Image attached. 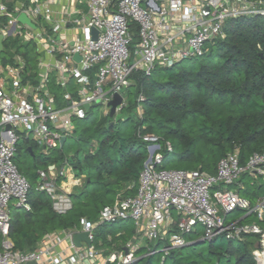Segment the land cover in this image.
I'll use <instances>...</instances> for the list:
<instances>
[{
    "label": "built area",
    "instance_id": "1",
    "mask_svg": "<svg viewBox=\"0 0 264 264\" xmlns=\"http://www.w3.org/2000/svg\"><path fill=\"white\" fill-rule=\"evenodd\" d=\"M23 12L36 28L18 21ZM244 17H264V0H0V34L5 40L22 37V42L35 45L39 55L35 74L27 70L15 49L13 63L0 58V264H132L139 259L138 241H129L123 250L112 251L100 261L94 245L99 222L129 219L137 222L146 242L169 235L161 249L164 256L188 244L186 234L197 232L198 225L205 228L203 240L257 234L260 239L254 254L257 264H264V229L255 222L227 220L238 209L245 210V216L255 213L264 219V195L251 206L237 190L228 188L246 172L264 177V149L253 153L245 165L238 150L229 153L220 159L215 173L167 169L160 137L154 133L140 134L150 154L137 193L121 195L106 205L99 222L84 219L80 231L49 232L34 250L16 249L10 235L12 203L31 209L30 182L15 163L22 135L45 152L58 148L62 137L73 133V120L86 117V105H102L104 113L110 114V102L120 94L118 115L128 104L125 91L135 71L150 74L157 66L173 67L201 57L225 37L228 21ZM53 85L61 90L60 96ZM143 99L141 95L139 101ZM143 113L138 106L139 116ZM38 177L37 188L48 194L57 213L73 208L71 193L82 177L67 162L49 164L38 171ZM81 231L88 233L92 243L76 248L73 236ZM67 243L74 252L64 258L58 249Z\"/></svg>",
    "mask_w": 264,
    "mask_h": 264
},
{
    "label": "trees",
    "instance_id": "2",
    "mask_svg": "<svg viewBox=\"0 0 264 264\" xmlns=\"http://www.w3.org/2000/svg\"><path fill=\"white\" fill-rule=\"evenodd\" d=\"M133 27L134 43H137L136 25ZM5 48L13 49L6 44ZM34 49L33 43L22 41L15 48L33 74ZM191 59L199 60L198 65L179 68L183 60L173 67L157 66L150 74L135 71L133 82L125 91L127 98L134 95L135 99L121 111L127 110L125 115L105 114L95 118L92 108L99 105L95 104L85 118H75L78 121L73 120L71 135L79 132L83 121H91V127L84 128L80 134L78 140L83 146L76 154H65L67 142L63 147L42 152L40 162L45 168L51 163L67 162L85 180L71 193L73 208L59 214L53 209L48 194L34 187L26 177L31 185V209H24L23 215L19 211L22 208L15 206L11 211L10 235L16 249L34 250L47 233L80 229L84 219L99 222L101 210L115 202L125 184L134 185V194L128 191L121 195H135L148 157V144L140 134H157L165 159L179 148L184 159L193 163V169L208 173H215L220 159L229 153L238 150L240 162L245 165L253 153L264 149V17L228 21L225 37L211 44L205 55ZM52 88L60 96V89L55 85ZM141 95L144 99L139 101ZM138 106L143 107L142 116L138 114ZM25 149L35 156L34 145L28 144ZM261 177L264 181L262 175L246 172L234 184L251 206L264 195ZM251 216L264 229V219L255 213L244 216L240 223H251ZM122 221L127 220L99 222L95 228V247L115 245L117 251L123 250L134 233L125 231L118 235L119 230L113 225ZM194 234L197 232L186 234L188 244L170 250L165 256L162 254L164 257L161 256L158 264H257L247 240L259 239L260 235L245 234L241 238L219 235L203 240L195 239ZM98 235L102 239L96 245ZM168 236L157 242H146L137 251L139 259L132 264H156L158 254L168 244Z\"/></svg>",
    "mask_w": 264,
    "mask_h": 264
},
{
    "label": "rangeland",
    "instance_id": "3",
    "mask_svg": "<svg viewBox=\"0 0 264 264\" xmlns=\"http://www.w3.org/2000/svg\"><path fill=\"white\" fill-rule=\"evenodd\" d=\"M21 38L22 37L10 36L7 40H5V44L7 45V48L9 47V48L15 49L20 44ZM24 50L26 51V49H24ZM32 55H33L32 64H34V70H36L38 68L37 62H38V58H39V55L37 54L36 49H34V53ZM199 60H200V58H199ZM199 60H195V59L185 60L184 62H182L179 65V68L197 66ZM1 62L13 63L14 60L8 54L3 52ZM134 99H135V96L130 95L127 98V102H132V101H134ZM92 109H93L92 112L94 113L93 117H95V118L102 117L103 113L105 111V107L102 105L94 106ZM126 113H127V110H124L123 113H121V112L118 113L117 117L123 116ZM74 121H75V123H77L78 120H74ZM88 127H91V121L90 120L83 121V123L80 124V126H79V132L76 135H71V134L69 135L68 140H67V144L64 148V152L66 155L72 156V155L77 153L78 149L82 148V146H83L82 142L79 141L78 139L80 137V134L83 133L84 128H88ZM30 138L33 140V135H31ZM170 141H172V139H170ZM28 144L29 145L34 144L35 156L28 154L25 151L26 150L25 147ZM43 148H44L43 146L38 145L34 140H33V142L28 143L23 135L21 136L20 141L18 143V149L17 150H21V151H18L16 153L17 158H15V163L18 164L22 174L25 175L29 179V181L33 184L34 187L38 186V183H39V177L36 174L38 173L39 170H42L45 168L44 163L40 162L42 152L45 151ZM58 148H60V146ZM149 154H150V150H148V157H149ZM148 157H147V159H148ZM193 166L194 165L192 162L184 159L183 152L179 148H176L174 150V152L171 153L170 156H168L165 159V162H164V167L167 169H193ZM34 175H36V176H34ZM259 180H260V183L263 184V186H264V181H262L263 178L261 177V178H259ZM81 182L82 183L80 185L76 186L75 188L80 187L83 184V182H84L83 177L81 179ZM231 189H233L235 191L238 190L236 185L231 186ZM19 210H20L21 214L23 215L24 209L22 208ZM245 215H246L245 210L238 209V210L231 212L229 215H227V220L228 221H237V220L243 219ZM250 219H251V221H249V222H251V223L256 221L255 216H251ZM136 227H137V222L135 220H132V219H129L127 221L118 222V223L113 225V228L117 231L122 230V231H126V232L132 233V234L134 233V229ZM204 231H205V228L202 225H198L197 226V234H194L195 236L194 235H192V236L195 239L199 238V237L202 238ZM101 239H102V236L98 235L97 239L95 240V244L97 245L99 240H101ZM137 239L139 240L141 238L138 236ZM259 239L256 237H250L247 240L248 246L252 250V253L254 256H255L254 250L257 248V245L259 244ZM206 244L207 243H203V245H206ZM162 254L163 253L158 254L157 260L155 262L156 264H158V262L160 261Z\"/></svg>",
    "mask_w": 264,
    "mask_h": 264
},
{
    "label": "water",
    "instance_id": "4",
    "mask_svg": "<svg viewBox=\"0 0 264 264\" xmlns=\"http://www.w3.org/2000/svg\"><path fill=\"white\" fill-rule=\"evenodd\" d=\"M7 1L12 2L14 0H7ZM18 21L21 22V23H26V24L30 25L32 28H36L37 27L36 24L34 22H32V20L29 18V16L26 13H24V12L21 13L18 16ZM14 28H15V26L12 27V29L9 32V34H11L13 32ZM93 33H94L95 38H97L98 31L94 30ZM4 42H5V36H4V34L1 33L0 34V58H1V55H2L3 52L8 54L10 57H14L15 56V52L12 51V50L5 49V43ZM75 58L77 60H80V56L78 54L75 56ZM181 62L182 61H180L179 63H181ZM122 101H123L122 95L116 94L115 98L110 102V105H111L110 116L114 117L116 115V109H117L118 105H120L122 103ZM86 107H87L88 110L90 109L89 105H86ZM66 141H67V137L63 136L62 139H61V147L65 144ZM73 241H74L75 245H77V246H81L82 241H85V242H87L90 245L92 243L89 240V238H88V233L87 232H77V233H75L74 236H73ZM205 242L206 241H204V243ZM29 264H34V263H29Z\"/></svg>",
    "mask_w": 264,
    "mask_h": 264
},
{
    "label": "crops",
    "instance_id": "5",
    "mask_svg": "<svg viewBox=\"0 0 264 264\" xmlns=\"http://www.w3.org/2000/svg\"><path fill=\"white\" fill-rule=\"evenodd\" d=\"M7 40V39H6ZM7 50H12L13 51V49H7ZM15 52V51H14ZM103 115H105V113H103ZM67 140H68V138H67ZM67 142V141H66ZM65 142V143H66ZM65 145V144H64ZM63 145V146H64ZM62 146V147H63ZM61 147V146H60ZM58 164V163H57ZM45 169V168H44ZM74 174L76 175V173H75V171H74ZM25 176V175H24ZM38 176V175H37ZM77 176V175H76ZM26 177V176H25ZM77 177H83V181L85 180V176L83 175V176H77ZM133 184H125L124 185V188L122 189V190H120V192L121 193H123V192H128V191H131L132 192V190H133ZM138 186H139V183H138ZM121 193L120 194H118L117 195V197L115 198V202L119 199V197L121 196ZM133 193V192H132ZM134 194V193H133ZM114 202V203H115ZM15 208V206H14V203H12V205H11V211L13 210ZM20 211V210H19ZM249 221H251V219L249 220ZM77 230H82V225H81V228L80 229H77ZM53 232V231H52ZM82 232V231H81ZM123 233H125V231H122V230H119L118 231V235H120V234H123ZM140 237L141 239H137V237ZM133 240H135V241H138L139 243H141V246H145L146 245V241L142 238V235H141V233H140V230H139V228H138V226L134 229V235L132 236V238L131 239H129V241H133ZM41 241L42 240H40V242H39V245H40V243H41ZM129 241H127L126 243H128ZM85 241H82V243H84ZM87 243V242H86ZM38 245V246H39ZM84 245V244H83ZM81 246H82V244H81ZM81 246H77L76 245V248H78V247H81ZM126 246V245H125ZM125 246H124V248H125ZM72 247H71V244L70 243H67V244H64V245H62L61 247H59V251H61V255L65 258L66 256H72V253L74 252V250L73 249H71ZM116 248V246L115 245H113L112 247H106V246H103V247H98L97 248V250H98V253H99V257H98V260L100 261V260H102L103 258H104V256H106V255H108V253L110 252H112V251H114V249ZM116 250V249H115Z\"/></svg>",
    "mask_w": 264,
    "mask_h": 264
}]
</instances>
